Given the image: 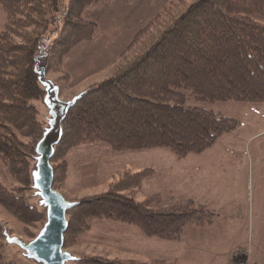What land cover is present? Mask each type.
Returning a JSON list of instances; mask_svg holds the SVG:
<instances>
[{
    "label": "trees",
    "instance_id": "trees-1",
    "mask_svg": "<svg viewBox=\"0 0 264 264\" xmlns=\"http://www.w3.org/2000/svg\"><path fill=\"white\" fill-rule=\"evenodd\" d=\"M99 2L70 0L63 13L61 0H0L7 16L0 32V161L24 188L11 192L0 183V206L24 223L28 237L46 222V213L24 197L42 137L37 102L43 103L45 92L34 72L38 43L62 16L50 73L72 49L94 39L98 25L84 13ZM255 16L264 18V0H194L187 7L176 0L165 6L122 52L130 56L127 62L69 112L52 160L54 188L65 181V158L74 147L102 143L117 153L166 149L182 161L235 133L240 122L189 102L264 104V24ZM154 174L152 168L125 172L106 192L80 201L67 214L65 249L90 232L94 220L134 227L165 242H180L188 226L213 225L214 211L194 200L153 195L137 202ZM5 242L0 227V264H15L4 261ZM77 264L172 263L86 257Z\"/></svg>",
    "mask_w": 264,
    "mask_h": 264
},
{
    "label": "rangeland",
    "instance_id": "rangeland-1",
    "mask_svg": "<svg viewBox=\"0 0 264 264\" xmlns=\"http://www.w3.org/2000/svg\"><path fill=\"white\" fill-rule=\"evenodd\" d=\"M69 1L61 0L64 6L63 13L66 12ZM171 1L176 0H100L84 13L87 20L98 25L94 39L76 46L63 57L57 67H53V71L48 73L51 53L61 33L60 20H63V17L58 16L56 25L50 27L43 37H47L50 32L60 27L56 34L57 40L50 51L47 77L60 87L61 99L69 101L112 77L130 58L129 55L125 57L122 55L135 34L165 6L168 7ZM193 1L181 0V4L187 7ZM253 19L264 24L262 17L255 16ZM6 23V13L0 7V32L5 31ZM182 93L190 96L186 91ZM42 104L40 101L37 102L40 109L39 121L43 128L47 123L48 110ZM189 105L212 110L241 123V127L235 133L224 136L213 147L223 150L209 152L202 158L219 164L216 167H203L207 170L206 174L215 177L210 180L209 185H215L216 188L202 187L198 180L186 177L185 171H191L195 167L194 163L197 160L194 156L182 162L166 149L117 153L105 144L96 143L84 144L69 150L65 158L68 165L65 181L58 184L55 190L70 202H80L106 192L125 172L137 173L152 168L155 174L145 181L142 190L136 194L137 202H142L153 195H160L166 201L192 199L205 204L216 214L211 226L186 227L183 238L186 249L184 262L227 264L235 250L251 244L254 254L252 264H264V104L201 103L190 98ZM25 142L27 143L26 140ZM227 149L236 152L224 156ZM218 159L219 161H216ZM182 165L185 166L183 170L180 169ZM33 166L34 160L30 172ZM224 174L228 176L220 182H225L229 186L226 195L220 192L225 186L224 183L221 186L220 182H215L214 185L212 183L219 181ZM0 183L11 192L24 189L10 176L1 161ZM230 190L235 197L231 195ZM24 197L30 205L44 212L38 206V199L34 197L31 185L24 193ZM234 199L237 200L236 205L245 204L244 217L239 214L237 206L231 207L233 209L225 208V203ZM98 221L100 220L91 221V231L80 235L76 244L68 249L81 261L86 257L107 256L111 259L114 254L112 249H104V245L98 244V235H102V232L111 226ZM43 225H39L40 228L37 229L31 228L35 231V237ZM0 227L2 231L4 227L10 235L21 237L26 242L35 238L28 237L24 223L1 206ZM3 256L5 262L31 264L21 256L18 248L9 246L6 242Z\"/></svg>",
    "mask_w": 264,
    "mask_h": 264
},
{
    "label": "water",
    "instance_id": "water-1",
    "mask_svg": "<svg viewBox=\"0 0 264 264\" xmlns=\"http://www.w3.org/2000/svg\"><path fill=\"white\" fill-rule=\"evenodd\" d=\"M59 29L58 26L56 31L40 39L34 58V72L45 92L43 104L48 110V117L42 128V137L35 148L34 166L30 176L34 197L38 199V206L46 213V222L30 242L10 235L3 227L6 244L18 248L21 256L31 264H72L81 261L65 249V236L70 225L67 214L81 203L70 202L55 190L52 160L63 139V124L69 112L91 90L82 92L69 101H63L60 87L47 77L50 51L57 40Z\"/></svg>",
    "mask_w": 264,
    "mask_h": 264
},
{
    "label": "crops",
    "instance_id": "crops-1",
    "mask_svg": "<svg viewBox=\"0 0 264 264\" xmlns=\"http://www.w3.org/2000/svg\"><path fill=\"white\" fill-rule=\"evenodd\" d=\"M220 150H223V149L212 148L211 150L207 151L206 153L202 155H199V156L194 155L195 160H197L196 163H194L195 167L191 171H185L186 177L191 180H198L202 187L209 186V187L216 188L214 183L222 181L225 177L228 176V174L222 175L219 181L217 180V181L212 182L214 186L209 185L210 180L215 177H212L206 174L207 170H205L203 167L204 166L216 167L219 164H213L212 161H206L202 158L204 156H207L209 152H220ZM230 152H236V151L227 149L224 156L228 155V153ZM186 160L187 159L182 160V162ZM216 161H219V159ZM184 168H185L184 165L180 167L181 170H183ZM204 182H206V184H204ZM222 183H224L225 186L223 189H220V192L221 194L226 195L229 190V186H227L225 182H220V186ZM230 193L232 195L231 190H230ZM215 194L216 193L214 192L213 195ZM194 201L197 204H200L196 200ZM236 201L237 200L234 199V200H231L225 203L226 204L225 208L227 207L228 209H233L231 207L237 206L236 209L238 210L239 214L244 217L246 213L244 212L245 204L243 203V204L236 205ZM200 205L206 206L205 204H200ZM98 222L101 224L111 225L105 231L102 232V235L100 234L98 235V244L104 245L103 246L104 249H107V250L112 249L114 253L113 256L110 257L112 260H119V261H124V262L125 261H136L139 263H149L152 260H161V261H166L172 264H190L188 262L187 263L184 262V257L186 255V249H185V245L183 242L184 235L180 242H165V241H161L157 239H149L146 236H144L142 232H140L137 229H134V227L132 228L129 226H121L116 223L102 221V220ZM246 247H250L251 249L250 264H252L253 259H254L252 245L248 244ZM241 248H244V247H241ZM233 254L231 258L227 261V264H230L233 258ZM105 257L107 258V256Z\"/></svg>",
    "mask_w": 264,
    "mask_h": 264
},
{
    "label": "built area",
    "instance_id": "built-area-1",
    "mask_svg": "<svg viewBox=\"0 0 264 264\" xmlns=\"http://www.w3.org/2000/svg\"><path fill=\"white\" fill-rule=\"evenodd\" d=\"M251 249L250 247H244L237 249L230 264H250Z\"/></svg>",
    "mask_w": 264,
    "mask_h": 264
}]
</instances>
